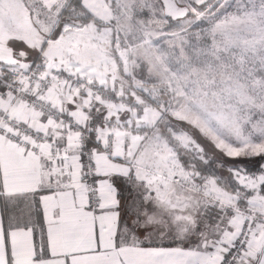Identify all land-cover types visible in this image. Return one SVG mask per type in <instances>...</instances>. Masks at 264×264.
I'll return each mask as SVG.
<instances>
[{
  "label": "snow or ice",
  "instance_id": "1",
  "mask_svg": "<svg viewBox=\"0 0 264 264\" xmlns=\"http://www.w3.org/2000/svg\"><path fill=\"white\" fill-rule=\"evenodd\" d=\"M0 264H264V0H0Z\"/></svg>",
  "mask_w": 264,
  "mask_h": 264
}]
</instances>
